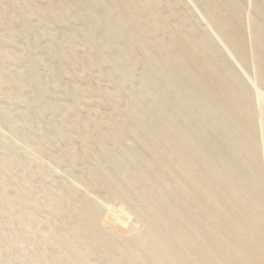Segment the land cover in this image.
I'll use <instances>...</instances> for the list:
<instances>
[{
  "label": "bare ground",
  "instance_id": "6f19581e",
  "mask_svg": "<svg viewBox=\"0 0 264 264\" xmlns=\"http://www.w3.org/2000/svg\"><path fill=\"white\" fill-rule=\"evenodd\" d=\"M39 1L0 0V264H264V0L252 12L255 89L227 59L243 49L230 37L240 0H201L214 1L203 19L215 38L186 15L169 39L152 16L136 21L134 0ZM162 4L173 10L176 0H155L151 15ZM71 5L66 36L56 23ZM85 95L103 117L88 113ZM62 172L119 198L130 217L109 221Z\"/></svg>",
  "mask_w": 264,
  "mask_h": 264
},
{
  "label": "rangeland",
  "instance_id": "374dc122",
  "mask_svg": "<svg viewBox=\"0 0 264 264\" xmlns=\"http://www.w3.org/2000/svg\"><path fill=\"white\" fill-rule=\"evenodd\" d=\"M37 1V0H36ZM39 1V0H38ZM56 1H58L59 3L60 2H63V0H40L39 1V3L40 4H43V3H54V4H58V2H55ZM64 1H67L69 4H74L75 6H77V4H76V1L75 0H70V1H68V0H64ZM107 1V0H106ZM109 1V0H108ZM107 1V2H108ZM140 1V2H139ZM137 0V1H135L134 0V3H136V2H138V5H136V6H143V4L145 5V6H143L142 7V9H141V7L139 8V7H136V8H134L135 9V11H134V14H135V18H136V21L138 22V23H141V22H143V21H145V20H150L151 19V16L153 17V19L154 20H156L157 21V23L160 25V26H165L167 29H170V31L171 32H169V33H166L167 35H163V36H165L164 37V39H169V38H171V36H174L175 35V37H177V33L179 32V20L181 19V17H184V16H188L189 17V19H188V22L189 23H194V25L196 24V21H197V24L195 25L196 27H198V29L199 30H201V32H203V33H205V34H207V35H209V37L211 38V36L210 35H213L214 34V36H212V37H214L215 38V33L213 32V30L211 29L212 27H210L209 26V24H208V22H206L205 21V19H203V15L205 14V12H209L208 10H210V9H212V8H210V6L211 7H213V2H211L210 4H208L207 5V3H205V2H201V0H196V2L195 1H191V0H176V5H174V9H176V10H172V8L170 7V6H168V5H163L162 4V7H160V9H158L157 11L158 12H154L155 14L154 15H151L152 13H150V12H152V8L154 7V6H152V5H154V1L155 0H148V3H150L151 5H150V8H149V4L147 5V3L146 2H144L145 0ZM147 1V0H146ZM199 1L201 2V3H199ZM204 1H209V0H204ZM230 2L232 1V0H229ZM241 2H240V4H241V7L243 6V9H241V11H240V13H239V15H238V17L237 18H235V20L234 21H236L237 23H239L240 25L238 26V28H237V33H235L234 35H232V34H230V37L232 38V36L234 37V39L236 40V39H240V41H241V46L240 47H243V49L242 48H240V49H238V47H236L237 48V54L236 53H234V54H236V55H232V54H229L228 56H227V59L229 60H227L228 62H230L231 63V65L233 66V68H234V70L235 71H238L240 74L242 73V75L244 76V79H245V82H247L250 86H252V88H254L255 86V81H256V78H257V71H256V66H257V57H255L254 56V54L252 55V48L254 47V45H255V35H254V31H253V20H252V12H253V8H254V6H255V0H240ZM142 2H143V4H142ZM232 2H235V1H232ZM141 3V4H140ZM205 3V5H203ZM202 6H201V5ZM74 5H71V8H72V13H70V16H69V19L67 18V20H69V21H66V19L64 20V21H62L61 23H56V26H57V29H58V31H60L59 33H61V34H66V36L68 35L67 33H69V35L71 34V30L74 28V25L72 24V20H73V18L75 17V7H73ZM203 7V8H202ZM207 7V8H206ZM146 10H145V9ZM171 8V10H169ZM178 8V9H177ZM201 9H203L202 11H201ZM148 10H149V14L147 13L148 12ZM185 10L186 11H188L187 13L185 12ZM163 11H164V13H163ZM170 11H172V12H170ZM176 11V12H175ZM181 12V13H180ZM225 12H227L226 10L225 11H223L222 13H220L219 14V16H221V17H223L222 15H227L226 17H230L229 16V13L227 12V13H225ZM156 13H157V15H156ZM165 13H168V14H165ZM171 13V14H170ZM174 13V14H173ZM177 13V14H176ZM183 13V14H182ZM186 13V14H185ZM188 13H189V15H188ZM190 13L192 14V16L190 15ZM148 14V15H147ZM185 14V15H184ZM222 14V15H221ZM140 15V16H139ZM150 15V16H149ZM169 15V16H168ZM202 15V16H201ZM157 16V17H156ZM164 20L165 19V21H163L162 23H160V17ZM172 18H171V17ZM168 17V18H167ZM177 17V18H176ZM174 18V19H173ZM180 18V19H179ZM224 18V17H223ZM36 19V16H34L33 18H32V20H35ZM159 19V20H158ZM167 19H169V22H168V24L167 25H169V27H167V25H164L165 24V22H167L168 20ZM173 19V20H172ZM176 19V20H175ZM66 21V22H65ZM109 21V20H108ZM64 22V23H63ZM176 24H178V25H176ZM242 22V23H241ZM71 26H70V25ZM171 24V25H170ZM69 25V26H68ZM193 25V24H192ZM62 28H61V27ZM172 26H173V28H172ZM176 28H175V27ZM201 26V27H200ZM242 26H243V29H242ZM61 28V29H60ZM64 28V29H63ZM70 28V29H69ZM60 29V30H59ZM172 29H173V31H172ZM209 31H208V30ZM178 30V31H177ZM207 30V31H206ZM33 31L34 32H36L37 33V31H38V28L37 27H35L34 29H33ZM74 31V30H73ZM175 31H177V32H175ZM206 31V32H205ZM67 32V33H66ZM236 32V31H235ZM81 32H77V30L75 31V35L78 37L77 38V40H79V42H78V44L80 45L79 47L77 46V53L79 54V55H84L85 54V52H86V49H87V47H86V45H87V42H85L86 43V45L83 43L84 41H86V39H84L83 37H81V34H80ZM237 34V35H236ZM239 35V36H238ZM151 36V35H150ZM241 36V37H240ZM81 37V38H80ZM123 37V39L120 37L118 40H117V42H119V43H121V42H123V43H126L127 42V38L125 37V36H122ZM125 37V38H124ZM240 37V38H239ZM242 37H244V38H242ZM82 38H83V40H82ZM152 38V37H151ZM242 38V39H241ZM80 39H81V41H80ZM163 39V38H162ZM83 41V42H82ZM217 42H219L220 44H224V42H221L219 39H217ZM243 43H244V45H243ZM77 44V45H78ZM82 44H84V45H82ZM243 45V46H242ZM183 48L182 49H184V51L182 50V52L184 53V55L185 56H187V55H189V50H188V48H187V46H185L184 44H183ZM130 46L128 45V48H129ZM132 47V46H131ZM130 47V48H131ZM137 47H134V48H132V49H134V51H135V55L137 56V58H139V59H137L138 60V62L140 63V64H143V62H144V64L146 63V55H145V53L143 52V50L142 49H136ZM187 49V50H186ZM79 50V51H78ZM139 50H141V51H139ZM84 51V52H83ZM80 52H81V54H80ZM113 52H117V53H115V55H113L112 56V54H114ZM113 52H111L109 55H110V57L112 58V57H114V56H117V55H119V54H121V51H119V49H115ZM138 52V53H137ZM142 52V53H141ZM243 52V53H242ZM82 53H84V54H82ZM140 54V55H139ZM195 54H197V53H195ZM243 54V55H242ZM135 56V57H136ZM244 56V57H243ZM238 57H239V59H238ZM141 58V59H140ZM145 58V59H144ZM242 59V60H241ZM86 61V60H85ZM124 61V60H123ZM60 61H58L57 63H59ZM67 67H69V68H72L73 66H71V64L70 63H64ZM57 65H60V64H57ZM256 65V66H255ZM75 73H77V72H75ZM74 73V75H73V77H75V78H77L76 77V75L77 74H75ZM212 78V77H211ZM78 79V78H77ZM93 82H94V80H93ZM95 83V82H94ZM104 88L105 89H103L105 92H107V95H106V99L108 100L109 99V104H111V105H113V106H117L118 104L120 105V103L119 102H117L118 101V99L116 98V96H113L112 95V90H113V88L112 87H108V86H104ZM109 91H108V90ZM255 89V88H254ZM261 91H263L264 92V88H262L261 89ZM256 92V91H255ZM257 92H258V90H257ZM257 94V93H256ZM89 95V94H88ZM111 95V96H110ZM90 97V96H89ZM89 97H87V95H85V96H82L81 97V100H82V102L83 101H85L86 100V98L88 99L87 101H85V103H83V106H85V108L86 107H88V105H89V107L88 108H86V110H89V111H91V112H93V113H91V112H89L88 111V113L91 115L92 114V116H96V115H98V116H102V114H103V111H104V109H99L98 107H96L95 105H93L92 103H91V101L89 100L90 98ZM114 97V98H113ZM255 98L253 99V102H254V114H253V121H254V123L256 124V125H258L257 127L255 126V134H254V137L256 136V138H255V140L257 141V143H258V151L260 152V154H262L263 153V143H262V140H260V138H262L263 136V128L261 127V126H259V123H261L260 122V117H259V113H260V109H259V103L260 102H257V100H255V99H257L256 98V95L254 96ZM255 100V101H254ZM117 103V104H116ZM88 104V105H87ZM117 106V107H119L120 108V111H122V109H121V106ZM98 109V111H97V109ZM91 109H94V110H91ZM256 110V111H255ZM258 110H259V113H258ZM95 113V114H94ZM97 113V114H96ZM100 114V115H99ZM256 114H258V115H256ZM103 117V116H102ZM7 130H10L11 131V129H9V128H7V127H5ZM106 132H109L108 130H106ZM12 134V133H11ZM257 134V135H256ZM14 135V136H13ZM12 138L14 139V141L15 142H18V144H20V145H22V146H24L25 145V142H23L22 140H21V138L18 136V135H16V134H12ZM260 141V142H259ZM20 142V143H19ZM23 142V143H22ZM22 143V144H21ZM262 146V147H261ZM47 155V156H46ZM41 157H42V159L44 160V161H46V162H48L49 163V160L48 159H50L49 157H48V154L46 153L45 154V151H43V152H41ZM260 167H261V173H262V180L260 181V184H261V188H262V197H263V204H264V163H263V161H261V165H260ZM62 174V176L63 177H65L66 179H67V181H68V179H69V181L68 182H70V183H72V185L75 187V188H78L80 191H82V192H85V193H87V194H89V195H91V196H93L94 198H98L99 200H101L100 202L102 203V207L104 208V214H105V217L107 216V219L109 220V221H113V219H112V217H111V213L113 214V213H116V211H122V212H125V219H127L126 217H130V215H131V211H130V209H129V207H126L125 205H123L122 204V201L119 199V198H117V200L116 199H108V198H106L107 196H106V194L105 193H103V191H99V190H92V189H90V188H88L87 186H85V184H84V182L80 179V178H78L76 175H74V174H65V172H62L61 173ZM73 175L75 176V177H73ZM78 178V179H77ZM72 180V181H71ZM74 181V182H73ZM14 182L15 183H17L16 182V180H14ZM5 183H7V181L5 182ZM4 183V184H5ZM9 183H7V184H5V185H7L8 187H9V185H8ZM75 184V185H74ZM7 186H5L6 188H7ZM87 187V188H86ZM103 195L105 196V198H103ZM115 201L117 202V203H115ZM121 201V202H120ZM118 202H119V204H118ZM118 204V205H117ZM122 205V206H121ZM108 207V208H107ZM111 207V208H110ZM124 207H125V209H124ZM114 210H113V209ZM112 209V210H111ZM128 209V210H127ZM111 211L110 212V215H109V213L107 214V211ZM129 212V213H128ZM127 213V214H126ZM111 217V218H110ZM14 219H16V217H14ZM114 222V221H113Z\"/></svg>",
  "mask_w": 264,
  "mask_h": 264
}]
</instances>
